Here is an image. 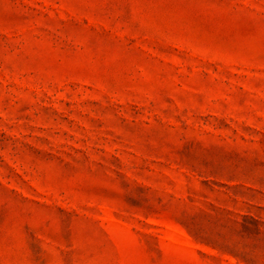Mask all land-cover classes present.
<instances>
[{
	"label": "rangeland",
	"instance_id": "374dc122",
	"mask_svg": "<svg viewBox=\"0 0 264 264\" xmlns=\"http://www.w3.org/2000/svg\"><path fill=\"white\" fill-rule=\"evenodd\" d=\"M0 264H264V0H0Z\"/></svg>",
	"mask_w": 264,
	"mask_h": 264
}]
</instances>
